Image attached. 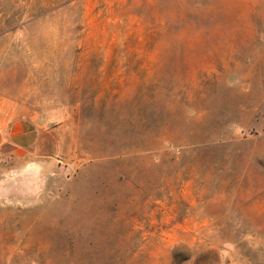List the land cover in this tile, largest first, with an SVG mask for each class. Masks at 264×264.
I'll use <instances>...</instances> for the list:
<instances>
[{"label": "rangeland", "instance_id": "obj_1", "mask_svg": "<svg viewBox=\"0 0 264 264\" xmlns=\"http://www.w3.org/2000/svg\"><path fill=\"white\" fill-rule=\"evenodd\" d=\"M9 125L0 264H264V0H0Z\"/></svg>", "mask_w": 264, "mask_h": 264}, {"label": "crops", "instance_id": "obj_2", "mask_svg": "<svg viewBox=\"0 0 264 264\" xmlns=\"http://www.w3.org/2000/svg\"><path fill=\"white\" fill-rule=\"evenodd\" d=\"M0 129V150L5 154L8 150L18 148H30L37 142L38 134L35 127H26L22 129ZM17 126V125H16Z\"/></svg>", "mask_w": 264, "mask_h": 264}]
</instances>
